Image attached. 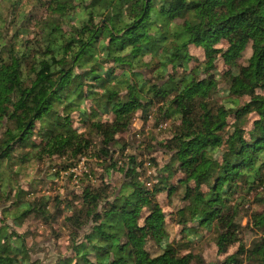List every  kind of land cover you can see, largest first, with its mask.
<instances>
[{"label": "trees", "instance_id": "1", "mask_svg": "<svg viewBox=\"0 0 264 264\" xmlns=\"http://www.w3.org/2000/svg\"><path fill=\"white\" fill-rule=\"evenodd\" d=\"M42 6L46 17L30 40L18 46L16 37H0V164L29 146L38 159L65 158L62 170L86 156L101 169L96 185L91 169L84 175L89 185L64 200L71 255L59 254L53 264H206L182 251L201 241L202 231L214 234L213 264H264V208L250 210L264 206L257 193L264 187V0H45ZM19 31L23 38L26 27ZM190 47L204 57L192 68ZM152 111L168 129L156 155L168 160L151 182L139 180L142 163L117 136L138 112L146 123ZM150 157L143 164L149 173L156 165ZM111 170L123 172L115 193L104 178ZM13 182L3 187L0 178V198ZM164 191L169 217L156 200ZM46 205L15 200L9 208L23 211L12 224L53 221ZM245 230L254 234L247 246ZM0 264H41L30 259L25 237L2 220Z\"/></svg>", "mask_w": 264, "mask_h": 264}, {"label": "rangeland", "instance_id": "2", "mask_svg": "<svg viewBox=\"0 0 264 264\" xmlns=\"http://www.w3.org/2000/svg\"><path fill=\"white\" fill-rule=\"evenodd\" d=\"M44 2L45 0H0V26L1 22H3L5 26L4 30L0 28V37H2V32L4 40H11L16 37V40H14L17 42L18 46L23 42V39H26V41L30 40L31 32L37 29L46 17L47 13L42 6ZM10 19L12 21L11 23ZM74 23L75 22H69L70 25H74ZM19 25H24L26 27L23 38L20 35L21 31H19L17 35L14 32L15 27ZM189 53L192 55L193 60L189 63L188 67L192 68L196 66L198 62L204 60L203 51L199 48L190 47ZM249 53L250 51L247 49L243 59H246ZM196 59H198V62ZM216 69L220 73H223L225 71V66L219 61L216 62ZM116 73H119V70H116ZM200 77H203V74H201ZM217 84L220 88L223 85V81H218ZM87 107L88 106L84 107L83 105L79 106L80 110L85 112H87V109H85ZM75 113L76 112L73 111L70 115L73 116L70 120L72 127L79 125L74 120ZM156 116L157 114L152 111L148 116L147 122L143 123L140 112H138L134 116L130 129L126 133L117 136V138L126 145L124 152L128 156L136 155L137 161L142 163V180L147 179L151 182L155 181L154 177L157 174V170L160 169L161 164L166 163L168 160V157L163 154L156 155L157 151L160 149V143L168 136V129H159L160 122L155 121ZM99 119L103 121L102 118ZM252 120L253 116H250L248 121L242 125L246 128L250 125ZM38 124L36 127H38ZM37 141L38 140L35 139V142ZM97 142L96 139V144ZM27 147L28 148L23 150H16L11 156L13 158L12 160L9 162L4 161L0 164V178L2 179V184H4V186H2H6L8 179L11 180L13 178L16 181L11 184L14 188L12 192H8L7 190L6 194L1 195L0 222L1 220L4 221L5 224L12 226L18 234L25 237L26 247L32 261H38L41 264H53L59 254L71 255V251L68 249L70 245V236L62 227L63 217L70 214L67 206H65L64 200L74 199V195L79 194L80 188L89 185L84 175H88L91 169H96V177L98 179L94 184L96 185L101 177L99 174L101 169L96 168L94 160L88 159L86 158L88 156H86L85 158H81L78 162L72 163L73 165L66 170H62L60 167L64 166V162H67L65 158L41 157L38 159L32 149L29 146ZM92 149L95 150V146H93ZM120 156L121 154L116 153L113 158L118 160L124 158ZM150 156H155L156 165L149 173L143 164L145 161H149L151 158ZM119 161L121 163V160ZM67 164L70 163H66V165ZM55 172H58L57 177L54 175ZM122 174L123 172L111 170L108 177L104 176L107 184L114 193L120 190V185L123 181ZM178 177L179 175L175 176L167 187H172ZM19 190H21L22 193L16 194ZM257 193L260 197L264 195V187L259 188ZM26 199L31 200L34 204H38L39 199L47 201L46 210L49 214H55L54 216L57 218L54 217L53 221H51V219L44 221L38 218H29L22 221V225L15 227L14 224H12L11 217L13 215H19L23 209L17 206H14V208L9 207L15 200L16 203H23L26 202ZM156 200L162 211L169 217L172 214V205L167 201L166 191L159 193L156 196ZM175 203L176 201L174 200L173 206ZM77 205L79 204L77 203ZM263 208V204L260 203H258V205H250V210L252 211H260ZM245 225L246 220L244 219L242 221V226ZM174 229L176 230V228ZM83 233L84 231H79L80 236H82ZM202 235L203 238L201 241L192 244L189 249L185 248L182 251L184 253L189 250L187 252L202 258L206 264H213L217 256L216 249L213 245L214 234L212 232L206 233L202 231ZM253 237L254 234L245 230L244 243L246 246L249 245ZM182 242H180V244ZM148 249L152 251L150 244H148ZM235 249L236 245H233L229 248V253L234 252ZM218 257L222 259L224 255Z\"/></svg>", "mask_w": 264, "mask_h": 264}, {"label": "built area", "instance_id": "3", "mask_svg": "<svg viewBox=\"0 0 264 264\" xmlns=\"http://www.w3.org/2000/svg\"><path fill=\"white\" fill-rule=\"evenodd\" d=\"M165 126H166V124H160V125H159V129H164ZM146 165L148 166V164H146ZM139 180H142V178L140 177ZM146 185H147L148 187H150V184H149V183H147Z\"/></svg>", "mask_w": 264, "mask_h": 264}]
</instances>
